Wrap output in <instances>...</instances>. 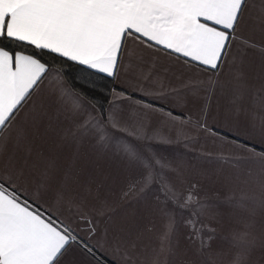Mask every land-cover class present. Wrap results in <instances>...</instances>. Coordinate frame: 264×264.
<instances>
[{"label":"snow or ice","instance_id":"obj_1","mask_svg":"<svg viewBox=\"0 0 264 264\" xmlns=\"http://www.w3.org/2000/svg\"><path fill=\"white\" fill-rule=\"evenodd\" d=\"M0 264H264V0H0Z\"/></svg>","mask_w":264,"mask_h":264},{"label":"crops","instance_id":"obj_2","mask_svg":"<svg viewBox=\"0 0 264 264\" xmlns=\"http://www.w3.org/2000/svg\"><path fill=\"white\" fill-rule=\"evenodd\" d=\"M248 34L251 35V33H248ZM255 38L258 41L260 39L259 35H257ZM173 153L178 158H187L186 157V153H185V151H184V149L182 147H180V148H174L173 149ZM96 167H98V168H104L105 170L115 172L114 166L112 164H110L108 161H105V160L98 161L96 163ZM190 178L191 179H196L197 178L195 171L191 173V177ZM153 238H154V233H144L143 241H144V244L145 245H148L149 246V251H150V247H151V241H152Z\"/></svg>","mask_w":264,"mask_h":264},{"label":"trees","instance_id":"obj_3","mask_svg":"<svg viewBox=\"0 0 264 264\" xmlns=\"http://www.w3.org/2000/svg\"><path fill=\"white\" fill-rule=\"evenodd\" d=\"M112 82L110 80L105 79H98V87L103 88L105 84H111Z\"/></svg>","mask_w":264,"mask_h":264}]
</instances>
